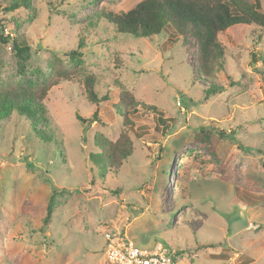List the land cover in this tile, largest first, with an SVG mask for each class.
Segmentation results:
<instances>
[{"label":"rangeland","instance_id":"rangeland-1","mask_svg":"<svg viewBox=\"0 0 264 264\" xmlns=\"http://www.w3.org/2000/svg\"><path fill=\"white\" fill-rule=\"evenodd\" d=\"M15 1L0 0V26L11 37L26 33L31 57L21 65L0 42L1 79L36 87L56 64L70 67L83 35L77 75L96 76L110 101L90 103L83 81L53 87L45 100L49 143L18 115L0 121V264H110L106 232H126L139 249L161 243L178 264H264V34L259 44L254 27L220 36L228 59L214 81L225 91L206 99L196 46L169 41L166 30L116 34L100 18L141 0H33L9 11ZM124 91L165 122L140 106L128 131L133 155L101 179L89 155L96 134L116 141L123 131L113 105Z\"/></svg>","mask_w":264,"mask_h":264},{"label":"trees","instance_id":"trees-1","mask_svg":"<svg viewBox=\"0 0 264 264\" xmlns=\"http://www.w3.org/2000/svg\"><path fill=\"white\" fill-rule=\"evenodd\" d=\"M32 1L17 0L9 11L20 7L30 8ZM100 18L112 25L116 34L151 38L166 30L170 33L169 41L181 40L184 46H196L194 68L200 78L208 84L205 88L206 99L225 91L224 86L214 81L217 73L226 70L228 59L220 36L228 31L241 32L237 27H254L250 33L254 35L260 31L258 39L254 41L255 44H259L264 34V13L261 10L260 0H141L127 12L120 14L107 12L103 13ZM14 23L18 28L22 26L20 21L15 20ZM5 28V25L0 26V42L9 44L14 56L21 65H24L31 57L32 45L28 35L19 32L11 37L5 34ZM245 30L243 29L242 32ZM84 40L85 37L81 35L78 49L70 52V67L66 68L61 64H56L52 77L36 87L24 88L21 81L7 83L0 77V121H9L13 115H18L27 124L30 123L37 140L49 143L54 140V132L50 128L45 100L53 87L61 82L78 85L83 81V92L90 103L97 105L110 101L107 93L101 96L97 92L98 79L96 76L87 75L82 80L77 75L76 70L82 65L81 49L85 46ZM230 84L234 87L240 83L231 78ZM113 106L123 120V131L116 141L100 133L96 134L94 145L97 150L89 155L93 165L92 169L95 168L101 179L109 173L117 174L123 164L133 155L134 141L128 131L134 129L132 114L138 113L140 106L157 112L159 121L165 122L163 113L158 112L153 106L142 105L130 91L122 92L118 102ZM76 117L85 127L88 125V120L79 114H76ZM94 117L99 119L97 113ZM199 136L196 139H199ZM53 198L44 219L45 225L50 222L54 213ZM176 256H178L177 252ZM227 258L221 254L214 255L216 260Z\"/></svg>","mask_w":264,"mask_h":264},{"label":"built area","instance_id":"built-area-1","mask_svg":"<svg viewBox=\"0 0 264 264\" xmlns=\"http://www.w3.org/2000/svg\"><path fill=\"white\" fill-rule=\"evenodd\" d=\"M5 34L10 35L6 28ZM104 236L105 257L110 264H178L176 251L166 250L161 243L150 249H139L126 232H106Z\"/></svg>","mask_w":264,"mask_h":264},{"label":"crops","instance_id":"crops-1","mask_svg":"<svg viewBox=\"0 0 264 264\" xmlns=\"http://www.w3.org/2000/svg\"><path fill=\"white\" fill-rule=\"evenodd\" d=\"M261 3V2H260ZM261 10H262V4H261Z\"/></svg>","mask_w":264,"mask_h":264}]
</instances>
